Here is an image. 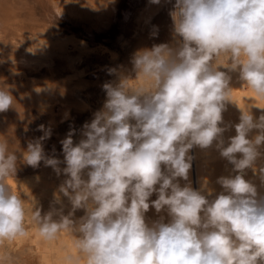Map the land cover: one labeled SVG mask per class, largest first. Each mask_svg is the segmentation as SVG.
<instances>
[{
  "label": "clouds",
  "instance_id": "clouds-1",
  "mask_svg": "<svg viewBox=\"0 0 264 264\" xmlns=\"http://www.w3.org/2000/svg\"><path fill=\"white\" fill-rule=\"evenodd\" d=\"M169 15L173 42L137 50L135 78L118 74L103 85V107L83 125V138L74 143L70 130L60 141L63 160L45 153L51 129L44 125L21 152L27 166L43 162L65 177L49 210L35 202L30 215L44 240L73 237L76 252L64 264H264V195L245 179L252 169L264 184V165L256 164L264 155V114L254 117L231 99L234 73L264 99V0H175ZM223 54L228 62L218 64ZM230 103L241 112L235 125L223 119ZM14 105L9 88L0 87V113ZM232 127L236 134L225 139ZM194 148H214L232 165L217 178L219 193L207 179L192 187ZM17 151L0 141V246L29 235L24 201L7 182L17 172ZM150 208L158 219L146 217ZM78 210L84 215L77 218Z\"/></svg>",
  "mask_w": 264,
  "mask_h": 264
},
{
  "label": "rangeland",
  "instance_id": "rangeland-1",
  "mask_svg": "<svg viewBox=\"0 0 264 264\" xmlns=\"http://www.w3.org/2000/svg\"><path fill=\"white\" fill-rule=\"evenodd\" d=\"M174 3L164 0L145 8L146 0H0V87L9 88L15 99L13 107L0 113V141L6 138L10 150L19 149L16 175L7 182L24 201L29 232L26 238L0 246V264H64L65 255L75 254L71 235L61 233L56 240L46 241L30 220L35 202L44 211L49 210L53 193L65 177H58L43 162L38 168L27 166L21 161V152L28 141L43 135L38 128L44 125L51 129L50 138L43 142L45 153L63 160L60 141L70 130L74 131V143L83 138V125L103 107V85L117 82L118 74L135 78L131 58L137 50L173 42L169 13ZM154 30L155 37L151 35ZM227 62V54L217 60L218 64ZM113 68L117 74L110 75L109 69ZM232 75V101L244 110L251 107L254 117L264 114V109L257 108H264V99L241 85L238 74ZM240 114L239 108L230 103L223 113L224 122L235 125ZM235 134L232 127L224 136L227 139ZM255 134L256 130L251 135ZM192 150V187L199 189L207 179L214 195L222 191L217 178L229 175L232 165L214 148ZM261 150L264 152V147ZM256 164L264 165V155ZM246 171L245 179L264 195L259 176L252 169ZM180 183L183 186L187 182ZM62 199L67 214L71 205L66 197ZM150 199H156V195ZM75 215H84V210ZM146 217L155 220L158 214L150 208ZM9 255L13 261L5 258Z\"/></svg>",
  "mask_w": 264,
  "mask_h": 264
},
{
  "label": "bare ground",
  "instance_id": "bare-ground-1",
  "mask_svg": "<svg viewBox=\"0 0 264 264\" xmlns=\"http://www.w3.org/2000/svg\"><path fill=\"white\" fill-rule=\"evenodd\" d=\"M162 1H164V0H160V2H162ZM154 5H156V4H152L151 2H150V0H146V6L147 7H145V8H151L152 6H154ZM163 6V5H162ZM143 7V6H142ZM140 8V7H139ZM156 8H158V7H156ZM155 8V9H156ZM146 11V9H144V11H142V12H145ZM139 13V12H138ZM149 14V13H148ZM143 15V14H142ZM150 16V15H149ZM146 17V16H145ZM146 19V18H145ZM140 21V20H139ZM193 151V150H192ZM194 166V165H193ZM194 168V167H193ZM194 172H195V170H194Z\"/></svg>",
  "mask_w": 264,
  "mask_h": 264
}]
</instances>
